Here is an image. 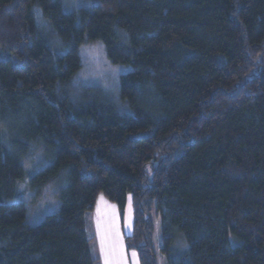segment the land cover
Masks as SVG:
<instances>
[{"label": "trees", "instance_id": "16d2710c", "mask_svg": "<svg viewBox=\"0 0 264 264\" xmlns=\"http://www.w3.org/2000/svg\"><path fill=\"white\" fill-rule=\"evenodd\" d=\"M93 42L119 101L70 88ZM23 182L58 211L29 224ZM100 195L141 264L159 222L167 264H264V0H0V264H97Z\"/></svg>", "mask_w": 264, "mask_h": 264}, {"label": "rangeland", "instance_id": "374dc122", "mask_svg": "<svg viewBox=\"0 0 264 264\" xmlns=\"http://www.w3.org/2000/svg\"><path fill=\"white\" fill-rule=\"evenodd\" d=\"M80 56L82 59V68L71 81L70 88L77 91L83 88L99 90L106 94L110 100L119 101L120 78L122 75L130 72L131 68L125 65H115L111 63L107 58L105 46L101 42L82 45L80 48ZM37 154L38 153L25 160L29 170H31V167H34V165L37 166V168L42 165L39 161L41 157ZM19 186L20 197L25 199V201H23L28 208L27 221L29 224L37 225L41 223L47 215L54 214L58 211L60 202L57 197L55 198L58 191H56L55 187H49L47 190L45 189L46 192L44 190L40 197L36 196L33 198L27 190L26 183L23 182ZM178 237L179 236L175 238V242L172 246V256L174 258L185 253L188 248L183 235H180V238ZM180 242H182L183 246ZM162 245L161 225L159 222L156 224L154 233V250L157 264H167L161 252Z\"/></svg>", "mask_w": 264, "mask_h": 264}, {"label": "crops", "instance_id": "0c3cea01", "mask_svg": "<svg viewBox=\"0 0 264 264\" xmlns=\"http://www.w3.org/2000/svg\"><path fill=\"white\" fill-rule=\"evenodd\" d=\"M91 254L97 264H141L136 250L128 249L126 238L134 231L133 197L128 195L124 211L103 195L97 199L88 221Z\"/></svg>", "mask_w": 264, "mask_h": 264}, {"label": "snow or ice", "instance_id": "6c2138e0", "mask_svg": "<svg viewBox=\"0 0 264 264\" xmlns=\"http://www.w3.org/2000/svg\"><path fill=\"white\" fill-rule=\"evenodd\" d=\"M106 264H107V262H106Z\"/></svg>", "mask_w": 264, "mask_h": 264}]
</instances>
